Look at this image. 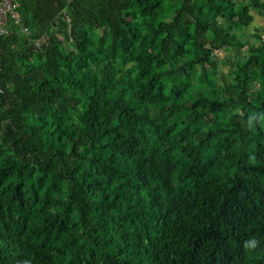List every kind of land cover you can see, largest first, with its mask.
<instances>
[{"label":"trees","instance_id":"1","mask_svg":"<svg viewBox=\"0 0 264 264\" xmlns=\"http://www.w3.org/2000/svg\"><path fill=\"white\" fill-rule=\"evenodd\" d=\"M16 1L0 264H264V0Z\"/></svg>","mask_w":264,"mask_h":264},{"label":"built area","instance_id":"2","mask_svg":"<svg viewBox=\"0 0 264 264\" xmlns=\"http://www.w3.org/2000/svg\"><path fill=\"white\" fill-rule=\"evenodd\" d=\"M18 3L16 0H0V36H5L9 32L8 21L14 24L19 23ZM23 32L27 33V29L23 28Z\"/></svg>","mask_w":264,"mask_h":264},{"label":"clouds","instance_id":"3","mask_svg":"<svg viewBox=\"0 0 264 264\" xmlns=\"http://www.w3.org/2000/svg\"><path fill=\"white\" fill-rule=\"evenodd\" d=\"M256 113H253L248 117L247 126L248 128H255L257 125L261 128H264V112L259 113V119L253 123L252 117L256 116ZM259 246V241L255 238H251L244 243V247L249 250H255ZM25 264H29L28 261H25Z\"/></svg>","mask_w":264,"mask_h":264},{"label":"rangeland","instance_id":"4","mask_svg":"<svg viewBox=\"0 0 264 264\" xmlns=\"http://www.w3.org/2000/svg\"><path fill=\"white\" fill-rule=\"evenodd\" d=\"M176 1L177 0H172L171 2H172V4H174V3H176ZM262 27H264V19L261 18V17L256 16L253 25L248 29V33L253 32L255 28H262ZM229 54H230V51L225 49L221 53V56L222 57H227V56H229Z\"/></svg>","mask_w":264,"mask_h":264}]
</instances>
